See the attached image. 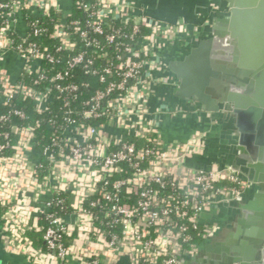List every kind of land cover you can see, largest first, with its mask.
<instances>
[{
	"label": "built area",
	"instance_id": "2783aa9c",
	"mask_svg": "<svg viewBox=\"0 0 264 264\" xmlns=\"http://www.w3.org/2000/svg\"><path fill=\"white\" fill-rule=\"evenodd\" d=\"M0 7V105L31 100L49 131L42 143L39 124L15 120L29 119L23 109L0 111L7 250L30 264H183L220 229L213 208L255 187L228 167L193 163L213 122L199 105L175 102L164 60L182 56L201 27L156 20L135 0ZM52 14L50 26L40 21ZM191 117L188 137L171 139L172 123Z\"/></svg>",
	"mask_w": 264,
	"mask_h": 264
},
{
	"label": "water",
	"instance_id": "95a60500",
	"mask_svg": "<svg viewBox=\"0 0 264 264\" xmlns=\"http://www.w3.org/2000/svg\"><path fill=\"white\" fill-rule=\"evenodd\" d=\"M135 1L156 20L201 27L189 51L164 60L175 99L199 105L214 122L193 163L228 167L257 188L213 208L224 217L220 229L183 264H264V0ZM176 134L170 138L188 137L183 128Z\"/></svg>",
	"mask_w": 264,
	"mask_h": 264
},
{
	"label": "trees",
	"instance_id": "16d2710c",
	"mask_svg": "<svg viewBox=\"0 0 264 264\" xmlns=\"http://www.w3.org/2000/svg\"><path fill=\"white\" fill-rule=\"evenodd\" d=\"M12 0H0L1 3H10ZM8 12V8H1L0 7V26L3 24L5 17L4 15ZM76 18H81L82 14L80 11L75 10L73 15ZM56 15H46L40 19V21L44 22V24L50 26L51 20L55 19ZM29 80V78H28ZM183 105V104H180ZM18 107L23 109L27 114H29V119L26 121H21L19 119H15L17 122H28L31 124H39V127L37 128V136L41 139L42 143L45 140V137L49 134L48 128L46 124L42 122V118H45L46 116L44 114L37 113L34 111V104L32 103L31 100H24L21 96H16L10 105H0V111H6L8 109H11L13 107ZM8 129V126H3L0 127L1 130ZM43 173V172H42ZM41 173V174H42ZM2 213V209H0V214ZM4 225V220L0 218V228H2ZM29 236L33 239L35 246L37 247H42L44 250H46V243L44 242L42 233L40 232H35V231H30Z\"/></svg>",
	"mask_w": 264,
	"mask_h": 264
},
{
	"label": "crops",
	"instance_id": "0c3cea01",
	"mask_svg": "<svg viewBox=\"0 0 264 264\" xmlns=\"http://www.w3.org/2000/svg\"><path fill=\"white\" fill-rule=\"evenodd\" d=\"M203 17H205V16H203ZM203 17H201V19H200V21H202V22L204 20ZM191 25H194V24H191ZM192 41H194V39H192ZM7 62H8V69L10 70V72L13 75V56H11V59L8 60ZM175 102L179 103L176 99H175ZM182 104L184 105V103H182ZM196 119L197 118H195V117H191L187 120L181 119L179 121H175L174 123H172V126H170L171 129H170L169 137H171L172 135H177L176 133L178 132V128H183L184 132L187 134L188 129L190 130L191 128H194L197 126ZM210 121H211V119H209V122ZM211 127H212L211 128L212 131L210 133V136H214L215 135L214 122H213V124L211 123ZM256 189L257 188L254 187V191ZM0 264H30L24 255L12 253V252H9L7 250L5 239L2 236L1 232H0ZM68 264H81V263L76 261V260H72ZM118 264H129V263H128V260L126 258H123Z\"/></svg>",
	"mask_w": 264,
	"mask_h": 264
},
{
	"label": "flooded vegetation",
	"instance_id": "af4514ba",
	"mask_svg": "<svg viewBox=\"0 0 264 264\" xmlns=\"http://www.w3.org/2000/svg\"><path fill=\"white\" fill-rule=\"evenodd\" d=\"M214 10L216 11V10H218V8H214ZM214 10H213V11H214ZM211 13H212V12H211ZM208 14L211 15L210 13H208ZM209 15L203 17V19H205L206 22H207L208 19H209ZM194 41H196V40H194ZM189 48H190V47H189ZM189 48L186 50V52L189 51ZM180 57H181V55H180L179 57H175V58H173V59H178V58H180ZM218 219H219L220 223H222L224 217L219 215Z\"/></svg>",
	"mask_w": 264,
	"mask_h": 264
}]
</instances>
